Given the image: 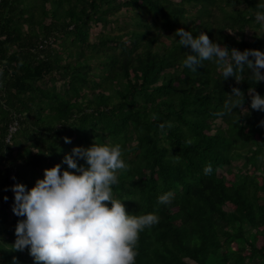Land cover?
Listing matches in <instances>:
<instances>
[{
    "label": "trees",
    "instance_id": "trees-1",
    "mask_svg": "<svg viewBox=\"0 0 264 264\" xmlns=\"http://www.w3.org/2000/svg\"><path fill=\"white\" fill-rule=\"evenodd\" d=\"M262 6L0 0V264H38L27 248H14L24 217L11 211L9 218L11 186L31 189L73 147L93 143L124 149L131 167L119 170L113 192L126 211L160 216L140 233L136 264H264V111L251 108L249 92L264 96V81L252 79L247 66L241 81L224 80L209 60L193 72L183 64L192 50L175 35L183 27L229 49L264 51V37H242L264 28L256 19ZM92 25L101 26L94 41ZM233 87L244 102L221 116ZM169 190L172 202L159 204Z\"/></svg>",
    "mask_w": 264,
    "mask_h": 264
},
{
    "label": "clouds",
    "instance_id": "clouds-1",
    "mask_svg": "<svg viewBox=\"0 0 264 264\" xmlns=\"http://www.w3.org/2000/svg\"><path fill=\"white\" fill-rule=\"evenodd\" d=\"M256 19L264 21V11H257ZM175 35L180 37L182 46L192 50L183 64L193 72L209 60L222 67L224 80L235 77L241 81L247 66L252 70V79L264 81V51L229 49L211 40L203 31L194 36L183 27ZM249 92L255 93L251 108L264 111V96L255 88ZM242 95L240 88L233 87L225 101V111L219 115L242 105ZM64 139L71 142L69 137ZM123 153L119 143L76 146L61 163L44 169L43 178H38L31 189L23 183L12 185V211L24 217L17 221L14 248L19 251L27 248L38 264H136L140 233L159 223L160 216L156 212L130 214L123 199L114 196L113 186L119 183V170L131 167ZM81 160L85 163L81 164ZM62 164L68 168H62ZM212 171L211 163L204 167L206 175ZM174 195L171 190L164 192L158 196V203L170 204ZM4 198L7 200V196Z\"/></svg>",
    "mask_w": 264,
    "mask_h": 264
},
{
    "label": "rangeland",
    "instance_id": "rangeland-1",
    "mask_svg": "<svg viewBox=\"0 0 264 264\" xmlns=\"http://www.w3.org/2000/svg\"><path fill=\"white\" fill-rule=\"evenodd\" d=\"M262 1L264 3V0H262ZM114 28H115V24H111L110 26H108L107 29L114 31ZM100 30H101V26L100 25H92L91 26V35H92L91 41H94V36ZM253 32H256L260 37H264V28H256V29H250V28H248V29H246L244 31V33L242 34V37L244 39H246V40L251 41L252 40V33ZM56 85H57V87H60V83H57ZM217 123H219V122H217ZM233 165H235L234 166V171L237 172V169L235 167L236 166H240L241 165V161L240 162H233ZM220 172L223 173V175L225 174V171L224 170H221ZM225 177H227V176L225 175ZM7 209H8V212H9V218H12V216H11L12 214H11L10 209L9 208H7ZM226 210H228V209H226ZM258 244H260V241H258Z\"/></svg>",
    "mask_w": 264,
    "mask_h": 264
},
{
    "label": "built area",
    "instance_id": "built-area-1",
    "mask_svg": "<svg viewBox=\"0 0 264 264\" xmlns=\"http://www.w3.org/2000/svg\"><path fill=\"white\" fill-rule=\"evenodd\" d=\"M18 128V123L16 120H14L10 125H9V128H8V135L5 139V141L7 143H10V139H11V136L15 133V131L17 130ZM13 177V175L11 176V178ZM13 200L11 202L8 203V208L10 209V211H12V206H13V203H14V192L12 191V194H11Z\"/></svg>",
    "mask_w": 264,
    "mask_h": 264
},
{
    "label": "bare ground",
    "instance_id": "bare-ground-1",
    "mask_svg": "<svg viewBox=\"0 0 264 264\" xmlns=\"http://www.w3.org/2000/svg\"><path fill=\"white\" fill-rule=\"evenodd\" d=\"M42 44V43H41Z\"/></svg>",
    "mask_w": 264,
    "mask_h": 264
}]
</instances>
